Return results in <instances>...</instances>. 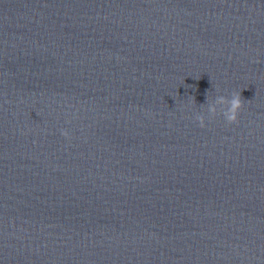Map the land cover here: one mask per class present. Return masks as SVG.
Here are the masks:
<instances>
[{
    "label": "water",
    "instance_id": "water-1",
    "mask_svg": "<svg viewBox=\"0 0 264 264\" xmlns=\"http://www.w3.org/2000/svg\"><path fill=\"white\" fill-rule=\"evenodd\" d=\"M0 264H264V0H0Z\"/></svg>",
    "mask_w": 264,
    "mask_h": 264
},
{
    "label": "clouds",
    "instance_id": "clouds-1",
    "mask_svg": "<svg viewBox=\"0 0 264 264\" xmlns=\"http://www.w3.org/2000/svg\"><path fill=\"white\" fill-rule=\"evenodd\" d=\"M243 107L241 94L233 92L231 98L225 96H218L214 101L210 100L207 111L215 116L218 112L222 113L224 119L228 123H235L238 120L239 112ZM195 119L199 121L201 127L205 126L204 115H196ZM66 137L69 135L67 131L63 133Z\"/></svg>",
    "mask_w": 264,
    "mask_h": 264
}]
</instances>
